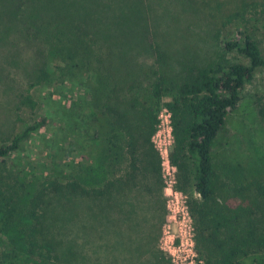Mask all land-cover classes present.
<instances>
[{
  "label": "trees",
  "instance_id": "1",
  "mask_svg": "<svg viewBox=\"0 0 264 264\" xmlns=\"http://www.w3.org/2000/svg\"><path fill=\"white\" fill-rule=\"evenodd\" d=\"M31 2L26 11L27 0H0V61L22 67L18 77L0 75L13 116L9 129L0 128V172H12L0 177V233L35 264L91 261L98 253L96 264H130L125 254L141 255L153 239L151 221L165 215L162 159L152 137L167 107L169 158L178 169L176 187L187 195L203 264H264V172L216 166L213 153L246 85L264 69V46L248 26L264 19V0H202L215 37L206 58L194 54L195 32L180 26L170 0ZM183 4L186 13L198 9L193 0ZM228 26L232 32L224 33ZM52 63L60 83L78 73L86 79L90 141L77 172L62 176L73 166L64 163L63 172L34 183L13 159L49 115L18 124L24 108L38 106L32 90L52 84ZM260 112L264 122L263 105ZM140 217L145 230L135 235ZM126 233L129 251L117 247ZM160 252L155 257L165 261Z\"/></svg>",
  "mask_w": 264,
  "mask_h": 264
},
{
  "label": "rangeland",
  "instance_id": "2",
  "mask_svg": "<svg viewBox=\"0 0 264 264\" xmlns=\"http://www.w3.org/2000/svg\"><path fill=\"white\" fill-rule=\"evenodd\" d=\"M183 1L187 0H170L169 11L172 15L176 11V15L181 17V27L188 26L190 31L195 32L191 39V48L194 54L198 57H208L212 54L215 37L212 36V27L208 26V22L212 21L207 13L211 11L208 5L202 3V0H193L197 4V8L191 13H186V7H183ZM222 1V0H221ZM25 9H31L32 2L27 0ZM205 5V6H204ZM214 5V2L212 3ZM185 6V5H184ZM222 8V14H224ZM218 23L220 20H217ZM264 19H256L248 24L250 28L255 26L256 36L261 45L264 46ZM233 27L228 26L224 29V33L232 32ZM228 57L242 62H247V59L234 53L227 54ZM151 56H145L149 62ZM3 59V58H2ZM144 59L143 57L141 60ZM154 62V61H153ZM60 63V62H59ZM153 64V63H152ZM55 63L50 64V70L53 74V82L50 85H43L32 90L33 96L38 101L36 109L31 110L24 108L21 111V117L24 122L18 124V129L30 119H38L44 115H49L48 122L42 127L40 133L34 136L22 146V151L16 154L13 162L21 166L23 174L25 173L28 181L35 183L38 180L45 179L51 175L63 172L62 164H72L71 168H66L62 176L68 175L71 172H77L80 167V161L84 160V155H80L82 148L89 145V134L86 130L90 127L91 122L86 114V97L84 88L86 79L80 74L73 75L69 78L72 81L66 80L65 83H60V74L55 67ZM22 67L16 68L8 62V59L0 61V75H9L18 77L21 75ZM145 87L148 86V79L145 81ZM4 88L0 86V128L9 129L10 121L13 120L10 112L7 111V96L4 95ZM240 109L231 113L225 129L221 132L213 146L216 166L219 163L226 162L231 165L251 166L253 169L259 168L264 172V122L260 112V107L264 106V69H258L251 83H248L243 90V100ZM161 108L159 112V120H162ZM154 136V135H153ZM157 139V137H156ZM157 150L160 153L158 144L153 140ZM172 146L170 147V151ZM169 151V152H170ZM161 155V153H160ZM20 157V158H19ZM162 159V178H163V197L165 199V215L160 223V218L151 221L154 228L151 226L148 235L153 239L146 242L142 248L141 255L125 254L124 260L130 264H173V257L168 251L170 240L174 239L175 243L180 241L178 235L185 224H189L191 218L194 228L195 239V224L194 219L188 204L187 195L177 189V167L173 169V165ZM72 161H75L74 163ZM55 164V165H54ZM60 164V165H59ZM9 167L16 166L12 161L8 160ZM12 168V169H13ZM12 172H0V177L8 176ZM69 177V176H68ZM180 193L178 198L171 195V188ZM141 224L138 230H134L135 235L142 234L145 230V220L139 218ZM148 222L146 228L148 227ZM129 234H125L117 238V247L123 245L126 251H129L131 243L129 242ZM78 237V241H82ZM196 249V240H195ZM165 255L166 260L161 261L155 257V252ZM96 256L102 257L101 253L92 255L91 261L75 260L73 264H96ZM137 256L142 259L137 260ZM199 256V254H198ZM200 258V257H199ZM141 262V263H139ZM0 264H35L31 261L19 248L4 234L0 233Z\"/></svg>",
  "mask_w": 264,
  "mask_h": 264
},
{
  "label": "built area",
  "instance_id": "3",
  "mask_svg": "<svg viewBox=\"0 0 264 264\" xmlns=\"http://www.w3.org/2000/svg\"><path fill=\"white\" fill-rule=\"evenodd\" d=\"M162 120L158 124V129L153 136V140L158 144L160 153L164 159L170 164L169 151L170 147L173 145V133H172V120L171 112L167 107L164 108L162 112ZM157 137V139H156ZM173 165V164H172ZM173 169L175 165L172 166ZM171 188V195H174L175 198H178L180 193L177 190ZM194 228L192 226L191 218L189 217V224L181 229L178 237L180 241L175 243V240L171 239L168 246V251L173 257V264H203V260L199 258L198 253L195 249V239H194Z\"/></svg>",
  "mask_w": 264,
  "mask_h": 264
}]
</instances>
